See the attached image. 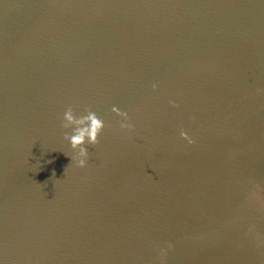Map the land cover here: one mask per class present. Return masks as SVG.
<instances>
[{
  "label": "water",
  "instance_id": "1",
  "mask_svg": "<svg viewBox=\"0 0 264 264\" xmlns=\"http://www.w3.org/2000/svg\"><path fill=\"white\" fill-rule=\"evenodd\" d=\"M0 264H264V0H0Z\"/></svg>",
  "mask_w": 264,
  "mask_h": 264
},
{
  "label": "clouds",
  "instance_id": "2",
  "mask_svg": "<svg viewBox=\"0 0 264 264\" xmlns=\"http://www.w3.org/2000/svg\"><path fill=\"white\" fill-rule=\"evenodd\" d=\"M152 87L155 89L157 85L153 84ZM171 103L175 106L174 101ZM111 111L122 118L119 121L121 129L131 130L134 128L127 111L121 110L116 105L112 106ZM62 126L64 129L71 130L64 133V139L69 141L74 152V155L71 156L72 162L75 161L78 167H85L89 157L87 145H96L99 142L98 137L105 126L104 120L91 108L87 109L85 114L76 115L72 107H68L63 113ZM180 136L190 144L195 142L184 129H181ZM169 247H171V244H169ZM160 252L163 255L166 253V249L161 248Z\"/></svg>",
  "mask_w": 264,
  "mask_h": 264
}]
</instances>
